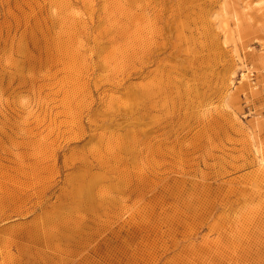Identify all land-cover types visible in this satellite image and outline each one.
<instances>
[{
    "label": "rangeland",
    "instance_id": "1",
    "mask_svg": "<svg viewBox=\"0 0 264 264\" xmlns=\"http://www.w3.org/2000/svg\"><path fill=\"white\" fill-rule=\"evenodd\" d=\"M0 264H264V0H0Z\"/></svg>",
    "mask_w": 264,
    "mask_h": 264
},
{
    "label": "bare ground",
    "instance_id": "2",
    "mask_svg": "<svg viewBox=\"0 0 264 264\" xmlns=\"http://www.w3.org/2000/svg\"><path fill=\"white\" fill-rule=\"evenodd\" d=\"M251 4H252V3H251ZM251 4H249V6H250Z\"/></svg>",
    "mask_w": 264,
    "mask_h": 264
}]
</instances>
